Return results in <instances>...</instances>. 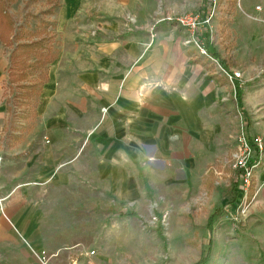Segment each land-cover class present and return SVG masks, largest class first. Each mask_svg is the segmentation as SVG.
<instances>
[{
	"label": "crops",
	"instance_id": "crops-1",
	"mask_svg": "<svg viewBox=\"0 0 264 264\" xmlns=\"http://www.w3.org/2000/svg\"><path fill=\"white\" fill-rule=\"evenodd\" d=\"M245 29L256 42L242 38L226 66L241 70V87L178 38L147 39L150 52L134 37L94 38L90 64L51 62L28 122L7 110L0 72V264H38L45 206L66 191L144 219L151 204L167 220L200 215L206 175L230 171L236 137L264 140V21ZM253 185L250 215L264 219V157Z\"/></svg>",
	"mask_w": 264,
	"mask_h": 264
},
{
	"label": "rangeland",
	"instance_id": "rangeland-1",
	"mask_svg": "<svg viewBox=\"0 0 264 264\" xmlns=\"http://www.w3.org/2000/svg\"><path fill=\"white\" fill-rule=\"evenodd\" d=\"M1 7L7 8L13 22L12 31L3 27L7 37H0L4 100L16 90L8 80L10 54L24 40L42 37L45 49L54 52L64 68L75 59L90 64V56L98 53L94 38L134 37L138 52L142 47V51H155V44L144 45L147 39L178 38L185 48L198 52L211 70L208 55L216 57L223 49L222 65L226 67L233 47L241 51L242 38L256 42L257 32L253 31L250 40L245 28L251 32L264 21V0H0ZM201 8L207 12L204 18ZM189 14L198 21L194 29L177 20ZM245 60L255 64V57ZM259 69L264 74V63ZM213 76L222 79L215 72ZM37 105L38 96L29 105L28 122L33 121ZM19 117L17 114L15 120L20 121ZM229 170L207 173L205 187L199 191L206 192L202 213L185 219H164L156 214L155 204L149 206L153 214L146 219L119 207L113 210L107 199L102 210L95 198L90 202L89 197L79 196L80 190H73V195L66 191V196L62 192V204L45 206L48 214L41 222L39 252L50 256L49 264H71L72 260V264H264V219L228 217L238 200L240 174L236 168ZM230 190L235 192L232 202Z\"/></svg>",
	"mask_w": 264,
	"mask_h": 264
},
{
	"label": "trees",
	"instance_id": "trees-1",
	"mask_svg": "<svg viewBox=\"0 0 264 264\" xmlns=\"http://www.w3.org/2000/svg\"><path fill=\"white\" fill-rule=\"evenodd\" d=\"M207 12L204 8H201V18L206 16ZM7 32L13 30V22L11 16L8 13L7 8H0V37H7L4 35V28ZM207 36V34H206ZM205 36V37H206ZM44 40L42 37H36L35 39L24 40L17 43V47L10 54V65L8 68V80L9 83L15 86L16 90L8 97L7 110L12 116L20 114L19 118L29 117L30 103L32 100L40 94V88L42 84L47 81V66L53 62L57 57L54 52H49L45 49ZM18 50V54L16 53ZM34 58L32 61H30ZM213 78V76H208ZM22 105V107H21ZM20 106V108H19ZM15 114V115H13ZM18 121V120H17ZM12 129H16L13 126ZM236 183H233V187ZM254 185L252 184L251 191L253 193ZM232 194V200L235 198L234 190H230ZM216 213V212H214ZM125 214V213H121ZM130 215H136L135 212L128 213Z\"/></svg>",
	"mask_w": 264,
	"mask_h": 264
},
{
	"label": "built area",
	"instance_id": "built-area-1",
	"mask_svg": "<svg viewBox=\"0 0 264 264\" xmlns=\"http://www.w3.org/2000/svg\"><path fill=\"white\" fill-rule=\"evenodd\" d=\"M177 20L180 24L188 26L190 29L196 28V22H198L196 17L190 14L180 16ZM197 47L200 49L201 53L206 54L203 48L201 49L200 46ZM208 58L215 67V73L223 76L229 82L238 81L239 87L242 86L243 80L240 69H228L221 64L217 57H211L208 55ZM263 157L264 140L261 136H256L250 141L246 134L241 132L236 137V148L232 152L231 167L233 169L236 168V170L240 172V174H238L239 193L237 194L238 200L234 206L235 208L228 213V217L230 216L231 219H248L250 215V207L255 196V190L253 194L251 191L254 173L255 169L263 162ZM215 184H218V182L216 181ZM205 195L206 192L204 190L198 194V203L200 202V204H202V199L205 198ZM153 218L155 219L156 217L154 216ZM90 253L93 254L94 252ZM36 257L40 264H49L50 256L45 251L36 254ZM72 262H74V260L71 261V264Z\"/></svg>",
	"mask_w": 264,
	"mask_h": 264
}]
</instances>
